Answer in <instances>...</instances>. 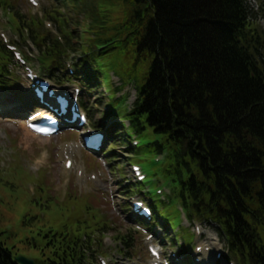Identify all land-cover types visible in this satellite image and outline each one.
<instances>
[{
  "label": "trees",
  "instance_id": "16d2710c",
  "mask_svg": "<svg viewBox=\"0 0 264 264\" xmlns=\"http://www.w3.org/2000/svg\"><path fill=\"white\" fill-rule=\"evenodd\" d=\"M107 1L117 13L87 10L83 42L56 6L45 7L43 19L53 21L62 40L11 0L0 7L37 47L40 68L50 75L81 50L94 84L104 57L115 54L120 70L137 77V99L123 115L144 142L129 150L144 155L139 160L156 176L152 189L169 190L165 199L149 194L157 213L173 226L180 206L192 221L215 223L243 264H264V44L253 8L247 0ZM259 12L264 16V0ZM13 60L0 41V89L12 87ZM158 153L164 157L155 164ZM109 224L102 219L97 228ZM66 227L45 232L41 247L33 243L37 264H85L93 256L90 237L83 241ZM118 238L131 247L127 235ZM0 264H18L1 241Z\"/></svg>",
  "mask_w": 264,
  "mask_h": 264
},
{
  "label": "rangeland",
  "instance_id": "374dc122",
  "mask_svg": "<svg viewBox=\"0 0 264 264\" xmlns=\"http://www.w3.org/2000/svg\"><path fill=\"white\" fill-rule=\"evenodd\" d=\"M56 1L57 6L65 8L64 13L71 21L70 28L79 31L76 34L79 39L76 38V41L83 42L84 40L83 33L90 21L86 15L87 10H97L101 14L104 10L112 15L117 13V9L113 8L116 3L107 0H73L70 4L64 0ZM11 2L20 14L33 15L37 11V7L30 6L27 0H11ZM38 2L46 7H54L49 0H38ZM248 3L256 11L253 20L257 25L260 39L264 43V16L259 12L260 0H248ZM99 7L101 8L98 9ZM10 28L9 19L0 10V33L7 37L9 43L17 40V35ZM16 48L22 52L24 58L35 55L31 52L34 50L32 45L26 47L18 44ZM104 60L107 63L103 66L106 84L109 89L110 80L114 87L118 86L120 81L127 85L121 90H115V95L117 98L121 95L125 96L123 108L131 107L136 96L133 82L137 80V77L133 74L127 75L120 70L115 54L104 57ZM28 64L36 71L35 62H28ZM13 71L18 73L19 80L12 83V88L0 91V107L4 108L0 114V241L14 255L38 260L40 252L28 244L29 238L41 247L45 241L43 239L45 232L49 230L58 232L64 229V225L65 227L68 225L66 230L69 234L97 236L98 233L95 231L97 223L105 219L109 223L114 222L113 226L104 231L100 240L95 239V243L100 241V250L108 254L109 264H149L146 251V244L149 241L145 239L144 233L135 232L136 225L130 214L132 199L130 194L124 193V191L131 193L130 191L134 189V178L130 169V164L134 160H131L132 162L128 160L130 158H128L127 149L131 146L122 137L123 132H116L119 135L117 137L114 135L117 129L112 128L115 122L120 121L119 114H116L115 118L110 116L105 119L109 106L106 95L104 97L102 94L106 90L103 82H97L96 88L93 87L89 93L84 91V95L81 96V100L91 107L94 120L104 123L103 128L108 126L106 128L108 140L104 143L103 150L98 155H93L82 149L78 135L74 137L71 133L73 129H65L47 139L32 137L33 134L28 136L30 133L25 126L24 116L25 110L32 105L28 92L29 83L24 78L23 67H16ZM74 85H76L74 82H66L55 85V87L71 91ZM121 102L114 103L111 108L116 106L114 109L116 111ZM110 130L114 131L110 132ZM25 136L28 138L26 141ZM73 144L78 147H72ZM64 152H67L73 161L72 170L68 171L63 168ZM40 154L44 156V164L38 165L35 161ZM137 154L144 156L140 152ZM113 155L115 159L111 161L110 157ZM78 167L83 169L81 179L76 176ZM93 173L96 174L98 180L90 179L89 175ZM142 199L148 204V198L142 197ZM156 223H158L157 218ZM160 223L158 225L161 230L160 237L156 234L150 241H154L164 254L171 256L173 251L180 250L177 245L178 241L174 239L177 231L167 228L165 232L163 222ZM182 223L184 226H179V234H186L185 237L188 235L187 227L193 231L194 224L199 226L198 235L194 240L195 244L216 242L222 246L226 244L215 223L206 221L193 224ZM130 230H134L132 233L134 238L130 237L134 247L130 249V254L128 253V260L117 253L114 236L117 233L125 235ZM102 238L105 243H102ZM193 244L181 253L191 257ZM190 260L187 264H191Z\"/></svg>",
  "mask_w": 264,
  "mask_h": 264
},
{
  "label": "bare ground",
  "instance_id": "6f19581e",
  "mask_svg": "<svg viewBox=\"0 0 264 264\" xmlns=\"http://www.w3.org/2000/svg\"><path fill=\"white\" fill-rule=\"evenodd\" d=\"M28 115V114H27ZM27 131H28V133H30L28 136H32L31 134H33V136L32 137H36V138H40V139H47V138H49V136H39V135H37V134H34V133H32L30 130H28L27 129ZM27 133V134H28ZM81 135V134H80ZM28 138H27V136H25V138H24V140L26 141ZM36 163L39 165V164H44V158L41 156L40 158H38L37 160H36Z\"/></svg>",
  "mask_w": 264,
  "mask_h": 264
},
{
  "label": "water",
  "instance_id": "95a60500",
  "mask_svg": "<svg viewBox=\"0 0 264 264\" xmlns=\"http://www.w3.org/2000/svg\"><path fill=\"white\" fill-rule=\"evenodd\" d=\"M16 261H18L20 264H34L33 260L31 259H27L25 257L22 256H18L15 258Z\"/></svg>",
  "mask_w": 264,
  "mask_h": 264
}]
</instances>
